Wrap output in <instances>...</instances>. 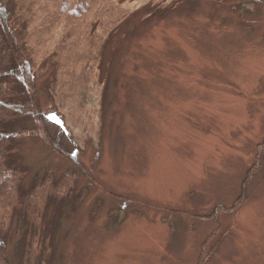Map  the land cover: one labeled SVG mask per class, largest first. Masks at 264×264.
I'll list each match as a JSON object with an SVG mask.
<instances>
[{"label": "rangeland", "instance_id": "1", "mask_svg": "<svg viewBox=\"0 0 264 264\" xmlns=\"http://www.w3.org/2000/svg\"><path fill=\"white\" fill-rule=\"evenodd\" d=\"M21 1L31 81L73 157L24 137V186L43 168L85 189L48 264H264V0H106L83 28L60 0Z\"/></svg>", "mask_w": 264, "mask_h": 264}, {"label": "trees", "instance_id": "2", "mask_svg": "<svg viewBox=\"0 0 264 264\" xmlns=\"http://www.w3.org/2000/svg\"><path fill=\"white\" fill-rule=\"evenodd\" d=\"M21 4V0H0V264H48L54 254L53 234L59 218L80 205L85 189L76 193V181L69 171L56 177L43 168L24 186L30 174L21 153L24 137L39 136L63 156L73 157L48 129L40 108L31 81L32 56L13 25L21 23ZM100 4L108 1L60 0L59 14L73 20L76 28H83ZM90 33L95 37L94 31L81 30L85 41ZM260 147L264 151V141ZM13 235L17 236L13 256L7 258L3 250Z\"/></svg>", "mask_w": 264, "mask_h": 264}, {"label": "bare ground", "instance_id": "3", "mask_svg": "<svg viewBox=\"0 0 264 264\" xmlns=\"http://www.w3.org/2000/svg\"><path fill=\"white\" fill-rule=\"evenodd\" d=\"M238 84V83H237Z\"/></svg>", "mask_w": 264, "mask_h": 264}]
</instances>
